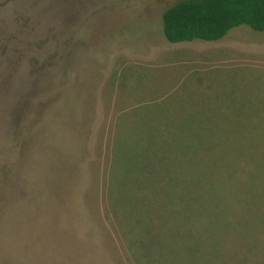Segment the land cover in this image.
Returning a JSON list of instances; mask_svg holds the SVG:
<instances>
[{"label": "rangeland", "instance_id": "rangeland-1", "mask_svg": "<svg viewBox=\"0 0 264 264\" xmlns=\"http://www.w3.org/2000/svg\"><path fill=\"white\" fill-rule=\"evenodd\" d=\"M174 1L0 0V264H264V30Z\"/></svg>", "mask_w": 264, "mask_h": 264}, {"label": "trees", "instance_id": "trees-1", "mask_svg": "<svg viewBox=\"0 0 264 264\" xmlns=\"http://www.w3.org/2000/svg\"><path fill=\"white\" fill-rule=\"evenodd\" d=\"M239 24L264 30V0H176L161 13L169 42L217 40Z\"/></svg>", "mask_w": 264, "mask_h": 264}]
</instances>
